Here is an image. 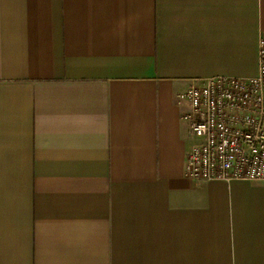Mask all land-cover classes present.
I'll list each match as a JSON object with an SVG mask.
<instances>
[{"label": "crops", "instance_id": "obj_1", "mask_svg": "<svg viewBox=\"0 0 264 264\" xmlns=\"http://www.w3.org/2000/svg\"><path fill=\"white\" fill-rule=\"evenodd\" d=\"M261 36L264 0H0V264H264V181L186 178L175 102Z\"/></svg>", "mask_w": 264, "mask_h": 264}, {"label": "built area", "instance_id": "obj_2", "mask_svg": "<svg viewBox=\"0 0 264 264\" xmlns=\"http://www.w3.org/2000/svg\"><path fill=\"white\" fill-rule=\"evenodd\" d=\"M176 100L188 103L181 120L196 139L185 155L186 178L264 181V37L256 75L192 80Z\"/></svg>", "mask_w": 264, "mask_h": 264}, {"label": "rangeland", "instance_id": "obj_3", "mask_svg": "<svg viewBox=\"0 0 264 264\" xmlns=\"http://www.w3.org/2000/svg\"><path fill=\"white\" fill-rule=\"evenodd\" d=\"M175 102H176V104L178 105V102H177V100H176ZM182 103H184V102H182ZM182 103H181V104H182ZM185 103L188 105V103H187V102H185ZM181 104H179V105H181ZM187 109H188V108H187ZM186 111H187V110H186ZM186 111H185V112H186ZM185 112H184V113H185ZM190 136H191V138H192L193 140H195V141H196V139H195V137H194L193 135H191V134H190Z\"/></svg>", "mask_w": 264, "mask_h": 264}]
</instances>
